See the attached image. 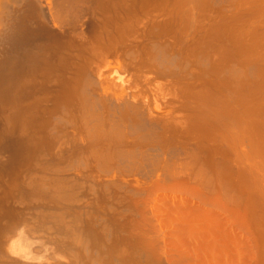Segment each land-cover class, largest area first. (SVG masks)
<instances>
[{"label":"bare ground","instance_id":"1","mask_svg":"<svg viewBox=\"0 0 264 264\" xmlns=\"http://www.w3.org/2000/svg\"><path fill=\"white\" fill-rule=\"evenodd\" d=\"M0 264H264V0H0Z\"/></svg>","mask_w":264,"mask_h":264}]
</instances>
